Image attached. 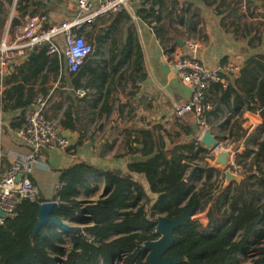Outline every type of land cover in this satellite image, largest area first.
I'll return each mask as SVG.
<instances>
[{"label":"trees","instance_id":"obj_1","mask_svg":"<svg viewBox=\"0 0 264 264\" xmlns=\"http://www.w3.org/2000/svg\"><path fill=\"white\" fill-rule=\"evenodd\" d=\"M12 3L13 0H0V12ZM31 3L37 1L18 2L22 15ZM165 10H168L166 0H144L138 10V15L154 29L163 43L166 37L165 18L168 17ZM13 22L19 23L15 17ZM261 24L233 22L229 25L236 34L251 35L249 45L256 47L258 52L242 66L238 75L229 76L227 88L220 86L224 103L233 101L236 107H241L247 102L249 110L257 109L264 117V51L260 50L264 45V30H261ZM85 30H80L82 35ZM102 40L103 36L99 35L98 41ZM173 51L174 47L167 53ZM115 60L113 56L110 64L100 70L92 68L88 61L76 74H70L76 87L81 85L84 76L89 77L90 83L97 79L94 85L100 92H105L100 117H109L112 112V93L116 89L113 78L124 63L129 61L132 77L135 73H139L140 80L147 76L142 46L133 34L128 39V51L122 62L114 64ZM61 67V60L46 55L45 49H40L17 66L18 72L7 79L10 86L6 96L0 99L3 108L6 109L9 102L13 108L32 107L37 98L32 85L39 79L41 83H46L51 72L59 75ZM108 67L110 71H107ZM69 117L70 120H62V125L74 130L84 119ZM170 123L173 128H165L162 123L156 125L168 132L166 137H171L170 129L176 131L170 149L163 138L158 148L157 136L155 138L149 129H126V136L116 154L118 158L129 155L144 158L131 163L130 168L145 176L150 191L139 179L129 178L128 171L101 169L83 161L74 163L60 171V187L52 200L62 205L54 207L52 216L61 221L74 222L78 217L88 215L92 223L82 228L83 234H70L68 239L51 223L44 224L34 233L42 198L40 195L36 200L24 198L5 223L0 224V264H149L147 254L138 251L145 242L160 237L156 232L157 216L174 217L190 207L199 211L203 208L202 199L206 197L204 189L195 190L186 177L191 168L189 163L196 159L191 153L192 150L195 152L194 147L190 152L187 143H179L186 136V129L177 122ZM23 125L24 119L21 118L13 127ZM158 136L161 137L159 133ZM254 142L257 143L256 138L251 141ZM201 150L204 151L203 148ZM260 158L264 160V139L259 142V150L254 156L256 160ZM96 175L104 177V194L97 201L83 203L79 199L81 195H95L99 191L98 186L92 187L89 179ZM214 175L213 172L207 175L198 172L193 177L196 181L202 177L203 181H210ZM258 183L264 184V181ZM231 191L225 197L229 201L230 212H221L220 204L219 216L211 212L207 225L195 220L175 229L174 244L167 254L183 257L184 261L179 264H241L239 255H246L256 247L258 257L248 264H264V207L247 201L240 205V200L236 201Z\"/></svg>","mask_w":264,"mask_h":264},{"label":"crops","instance_id":"obj_2","mask_svg":"<svg viewBox=\"0 0 264 264\" xmlns=\"http://www.w3.org/2000/svg\"><path fill=\"white\" fill-rule=\"evenodd\" d=\"M19 1L13 0L12 5L4 7V11L0 12V42L3 40L9 23L15 27L27 22L31 16L44 14L48 17L49 23L60 25L65 21L72 20L79 13L78 0H36L37 3H31L24 10L25 15H22L23 11L20 10ZM143 1L129 0V4L120 11L98 17L85 28L84 32V35L88 34L86 38L93 41L96 53H104L103 57L94 56V50L93 55L86 60L94 69L108 66L113 56L116 57L114 64L121 63L128 51V39L132 34L140 40L147 76L140 80L139 73H135L132 77V67L129 66V61L124 63L119 73L114 76L113 81L117 80L122 70L127 69L131 82V86L130 84L128 86L127 95L119 94L118 101L121 110L117 118L113 113L115 112L114 101L116 100V97L113 96L114 92L111 99L113 108L109 117L105 115L100 117L99 115L105 92H98L99 94L86 92L83 96L77 93L80 86V88H86L87 91L90 90L86 87L87 82H83L84 77H89L84 76L81 85L79 87L74 86L70 74L76 73L68 70L65 55L54 56V58L57 57L61 60L62 67L59 75L56 76L51 72L46 83H41V79H39L32 85L36 91V96H41L48 101L45 109L47 117L62 116L64 120H70L69 116L71 115V119L74 120H77L78 117L84 118L78 125V129L74 130L63 126L64 133L71 140V145L67 150L44 147L37 153L31 179L38 187L41 198L52 200L60 187V171L82 161L101 169L113 168L128 171L129 178L139 179L147 191H150L145 176L130 168L131 163L144 160V158L141 155L118 158L116 154L126 136V129H149L156 138V119L161 117L163 120L164 115L170 113L176 120L170 99L153 80L154 73L169 75L171 72L169 62L171 54H168L167 50L174 47L175 50L186 52L190 42L198 40L200 43L199 58L211 69H217L220 64L228 62L243 66L251 56L258 52L256 47L249 45L251 35L242 34V32L236 34L231 31L229 25L233 22L254 25L263 23L261 30H264V0H166L168 10L165 11L168 17L165 18V43L158 37L154 29L138 15V10ZM183 4L188 10L187 15L183 14ZM173 5L178 6L176 17L172 13ZM152 9L154 10L155 7ZM14 17L18 19L19 23L13 22ZM174 19L180 28V30H176L177 34L173 32L176 27ZM257 21L259 22L257 23ZM99 35L103 36L102 41H98ZM56 42L63 48L65 37L63 35L58 36ZM106 42L111 45L110 53L102 50V46ZM257 44L255 43V45ZM40 49H44V47H39L34 54ZM261 49L264 51V45H261ZM30 57L13 59L7 75L2 81L4 86L3 97L6 96V90L10 86L7 84V79L16 74L18 72L17 66ZM100 61L102 63L95 64ZM107 71H110V67L107 68ZM134 80H136V84ZM96 81L97 79H93L91 83L95 84ZM29 86L31 85H26V87ZM216 87L222 91L220 84L211 86L207 97L206 112L210 109L208 103L210 92H216ZM160 96L168 103L166 109L162 106L163 102L160 100ZM8 105L6 109L3 108V103L0 100V169L3 172L12 166L14 161L12 154L27 151L22 140L12 134L13 124L19 122L21 118L24 119L25 124L27 111L36 106L34 103L32 107L13 108L10 102ZM156 108L160 110V114H157L159 117L156 115ZM125 109L130 115V120L121 123ZM111 117L115 118L116 122L107 123ZM173 118L168 119L169 123L173 121ZM119 126L122 128V132L120 138H117L118 135L113 136L112 133ZM194 174L196 173H193V176ZM89 179L92 182V187L98 186L99 191L95 195H81L79 198L81 201L86 199L95 201V196L105 189V180L102 175L91 176Z\"/></svg>","mask_w":264,"mask_h":264},{"label":"built area","instance_id":"obj_3","mask_svg":"<svg viewBox=\"0 0 264 264\" xmlns=\"http://www.w3.org/2000/svg\"><path fill=\"white\" fill-rule=\"evenodd\" d=\"M128 4L129 0H78L77 16L60 25L49 23L44 14L31 16L27 22L15 27L9 23L0 42V97H3L4 92L2 81L13 59L32 56L42 46L50 57L65 55L68 70L77 73L95 50L93 41L82 35L80 30L98 17L120 11ZM60 35L65 37L63 48L56 42ZM199 49L200 43L191 41L186 52L175 50L171 53L169 75L153 74L154 82L172 103L177 122L190 133L194 131L193 126L198 125L200 133L194 137V142L204 151L200 148L199 155L193 154L196 162H202L211 153L210 147L205 148L201 144L209 132L205 117L208 92L213 84L227 88L229 76L238 75L242 68L238 63L228 62L211 69L199 58ZM86 92V88L77 89L81 96ZM35 104L27 111L25 124L12 129V134L22 140L27 151L12 154V166L5 172L0 169V210L9 216L22 199L36 200L39 197L38 187L31 179V174L41 148L67 150L71 145L70 138L63 131L64 117H47L45 109L48 101L41 96L36 98ZM6 218L0 215V224H4Z\"/></svg>","mask_w":264,"mask_h":264},{"label":"water","instance_id":"obj_4","mask_svg":"<svg viewBox=\"0 0 264 264\" xmlns=\"http://www.w3.org/2000/svg\"><path fill=\"white\" fill-rule=\"evenodd\" d=\"M262 124L263 122L254 115H246L243 122L238 123L230 143L218 142L210 132L205 134L203 142L211 148L210 155L206 156L202 162L193 161L189 163L192 168V173L200 172L207 175L213 172L217 174L215 182L209 183L204 189L206 200L201 210V217H209L211 212L219 216V205L232 189L236 191V201L245 200L246 194L252 196L258 192L253 180L256 179L259 182L264 181V172L256 159H253L251 165L246 167L242 157L249 151L250 143L257 136ZM193 130L195 133L198 131L197 124L193 126ZM190 139V136H186L179 143L186 144ZM20 177L21 174L17 180ZM61 205L58 201L46 200L42 197L34 233H37L44 224L51 223L65 237H69L70 234H83L82 228L89 226L92 223V219L88 215H83L78 217L74 222L61 221L52 216L54 207ZM196 212L198 211L195 207H190L174 217L158 215L156 232L160 237L145 242L138 253H148L149 264H179L183 262V257H174L167 253L174 244L175 229L188 222L197 220L199 216L195 215ZM0 215L4 217L9 216L1 210Z\"/></svg>","mask_w":264,"mask_h":264},{"label":"rangeland","instance_id":"obj_5","mask_svg":"<svg viewBox=\"0 0 264 264\" xmlns=\"http://www.w3.org/2000/svg\"><path fill=\"white\" fill-rule=\"evenodd\" d=\"M182 6H183V14L187 15L188 10L184 7L185 6L184 4ZM177 8H178L177 5L176 6L173 5V12L172 13L175 15V17L177 16V13H178ZM174 22H175L174 25L176 27H175V30H173V32L177 34L176 30H180V28L178 27V24H176L177 22L175 19H174ZM258 22L259 21H257V23ZM250 23H253V22H250ZM257 42L258 41H256V43ZM97 49H99V48L97 47ZM110 49H111V45L109 42H106V44L102 46V50L107 52V53H110ZM250 49H252V48H250ZM103 54L96 53V49H95L94 56L96 55L98 57H103ZM99 63H102V61L95 63V64L98 65ZM129 80H130V74H129L128 70L125 69V70L121 71V74L119 75V77H117V80H114V82H113L114 85L116 86L115 87L116 89H114V91H113L114 92L113 96L116 97V100L114 101L115 112H113V113L115 114L116 118L118 117L119 111L121 110L120 104L118 101L119 94L122 93L123 95H125V94L127 95V92L129 91V87H128L129 84L131 86V82ZM83 82H85V83L87 82L86 87H88L90 89L87 92H95V93L99 94L98 92H100V91L98 90V87L92 83H89L87 77H84ZM216 88H217L216 92H210V95L208 98V103L210 105V109L207 112L205 111V117H206V119L208 121V125H209V128L207 131L212 132L215 135V139L218 142L230 143L233 139V132L236 130L238 123L243 122L244 117L248 114L254 115L261 122H263V124L260 126V128L258 130L257 136L255 137L257 139V143L256 142L250 143V149L247 152L248 155H247V157L243 158V162H244L245 166L248 167L251 165V163L254 159V156L256 155L257 151L259 150V142L264 139V117L261 115L260 111L257 109L249 110L248 109L249 105L247 102H245L246 104L244 106H241V107H236L234 105L233 101H230L227 104L224 103L221 99L223 92L219 89V87H216ZM223 91H224V89H223ZM245 95H246V93H244L243 96H245ZM160 100L163 102L162 106L166 109L168 107L167 101L165 99H163L161 96H160ZM157 114H160L159 108L156 109V115ZM172 118H173V116L170 113L167 115H164L163 120H161V117L157 119L156 125H160L159 121L161 120L163 127L173 128V126L171 127L172 122L169 123V121H168V119H172ZM129 120H130V115L127 114V109H125L121 123L127 122ZM111 121L116 122V119L111 117V119L107 120V123H110ZM173 121H174V123L177 122L174 118H173ZM162 128H157V130H156V132H158L161 135V137H159L158 133H156L157 134L156 135L157 136V147L159 148L161 146L162 138L165 140L167 146L170 147L171 146L170 142L173 139L176 131L174 129H170L171 137H166L165 134H167L168 132L165 130H162ZM121 132H122V128L119 126V127L115 128V131L112 133V135L115 136V134H117L118 135L117 138H120ZM199 133H200V130H198L196 133L194 131H192L190 133V131L186 130V134H185L186 136H190L191 139L187 144L189 146L190 152L192 150L191 147H194L195 152H193V150H192L191 153L196 155V156L200 154V152H199L200 146L194 142V137H197ZM186 136L184 138H186ZM184 138H182L181 140H183ZM201 144L205 148L208 147L203 142ZM257 161L259 163L260 168L264 172V160L262 158H260V160H257ZM191 171H192V168L189 169V171L186 174V177L188 179V182L195 186V190L205 189L209 183L215 182L216 177H217V174L215 173V175L212 177V179L210 181L207 179H205L203 181V177L200 180L196 181L194 179ZM253 181H254V186L257 188L258 192L254 193L252 196H249L248 194H246L245 200H243V201H247L248 203H252V204L264 207V184H259L256 179H254ZM235 192L236 191L234 189H232V191L230 193L231 196L235 195ZM102 194H104V190L100 191V194L95 196V201H97L98 197H100ZM205 200H206V197H204L202 199L203 205H204ZM83 201H84L83 203H88L89 201H93V200H87L86 199ZM243 201L240 200L239 204L241 205L243 203ZM221 206H222L221 212H224L225 210H227L228 212L231 211L229 201H227L225 198L221 202ZM201 210L202 209H200L199 211L197 210L198 212H196L195 215L199 216V217H197V220H199L203 224L207 225L209 223L210 219L207 216L201 217L200 216V214L202 213ZM66 238L68 239V237H66ZM146 254L148 256V253H146ZM257 257H258V249L256 247L251 249L250 252L246 255H244V254L239 255V259H240L241 264L251 263L252 260H254Z\"/></svg>","mask_w":264,"mask_h":264}]
</instances>
